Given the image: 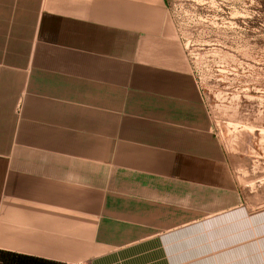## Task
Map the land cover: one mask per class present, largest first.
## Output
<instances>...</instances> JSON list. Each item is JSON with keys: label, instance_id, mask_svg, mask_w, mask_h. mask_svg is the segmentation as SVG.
<instances>
[{"label": "crops", "instance_id": "obj_1", "mask_svg": "<svg viewBox=\"0 0 264 264\" xmlns=\"http://www.w3.org/2000/svg\"><path fill=\"white\" fill-rule=\"evenodd\" d=\"M167 0H0V264H264Z\"/></svg>", "mask_w": 264, "mask_h": 264}, {"label": "rangeland", "instance_id": "obj_2", "mask_svg": "<svg viewBox=\"0 0 264 264\" xmlns=\"http://www.w3.org/2000/svg\"><path fill=\"white\" fill-rule=\"evenodd\" d=\"M223 147L264 190V0H167Z\"/></svg>", "mask_w": 264, "mask_h": 264}, {"label": "built area", "instance_id": "obj_3", "mask_svg": "<svg viewBox=\"0 0 264 264\" xmlns=\"http://www.w3.org/2000/svg\"><path fill=\"white\" fill-rule=\"evenodd\" d=\"M68 264H91L88 261H79V262H75V263H68Z\"/></svg>", "mask_w": 264, "mask_h": 264}]
</instances>
